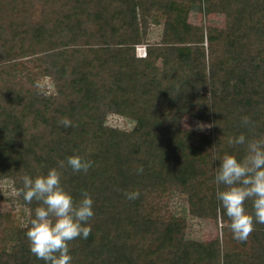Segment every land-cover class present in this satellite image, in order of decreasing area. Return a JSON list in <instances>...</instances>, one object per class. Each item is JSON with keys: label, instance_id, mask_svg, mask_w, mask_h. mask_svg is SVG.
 I'll return each instance as SVG.
<instances>
[{"label": "trees", "instance_id": "trees-1", "mask_svg": "<svg viewBox=\"0 0 264 264\" xmlns=\"http://www.w3.org/2000/svg\"><path fill=\"white\" fill-rule=\"evenodd\" d=\"M192 7L223 15V27L196 29ZM151 23L159 39L138 57ZM110 113L133 126L106 124ZM186 116L208 132L185 127ZM240 132L264 134V0H0V179L16 192L23 175L64 161L63 185L93 199L88 238L69 242L73 264H264V223L233 239L215 195L223 185L211 158L243 156L227 142ZM77 153L93 161L86 173L67 166ZM131 190L140 196L126 199ZM156 191L185 195L192 216L219 218L222 238L185 242L154 208L158 218H144ZM17 201L30 218L38 202ZM26 231L15 228L13 244L0 238V264H44Z\"/></svg>", "mask_w": 264, "mask_h": 264}, {"label": "clouds", "instance_id": "clouds-1", "mask_svg": "<svg viewBox=\"0 0 264 264\" xmlns=\"http://www.w3.org/2000/svg\"><path fill=\"white\" fill-rule=\"evenodd\" d=\"M242 125L251 124L250 117H241ZM61 124L67 128L72 121L62 118ZM229 145H243V156L235 153L213 154V160H219L215 173L218 187L216 199L218 210L228 218L227 227L233 239L244 241L254 230L256 223H264V134L249 138L244 132L228 137ZM67 166L73 172H87L93 161L80 154L66 158ZM50 167L46 172L22 176V187L16 190L23 200L31 204L38 202L34 213L26 222V237L29 250L44 264H73L69 242L77 237L87 239L91 232L88 223L94 215L93 199L90 193L83 190L79 199L74 198L61 180V169ZM138 173L143 171L138 166ZM125 198L135 200L140 196L138 190L125 191ZM251 201V209L246 201Z\"/></svg>", "mask_w": 264, "mask_h": 264}, {"label": "rangeland", "instance_id": "rangeland-1", "mask_svg": "<svg viewBox=\"0 0 264 264\" xmlns=\"http://www.w3.org/2000/svg\"><path fill=\"white\" fill-rule=\"evenodd\" d=\"M187 21L195 25V28L200 29L202 27L204 30L208 26L223 27L224 25L223 15L214 11L204 14L203 11L196 10L193 7L188 12ZM160 27L154 23L149 25L147 40L135 46L136 56H146V48L157 43ZM203 44L206 46L205 40ZM105 122L110 126L123 130H129L133 126V122L129 119L113 113L106 115ZM182 122L185 127L201 132H208L209 130V125L206 122L189 116L184 117ZM3 171V165H0V173ZM145 199L148 205L144 208L142 216L156 220L158 217L157 213L154 214L152 211L154 208L158 213L164 215L159 222L165 223L166 227L170 228L168 234L176 232L181 239L186 240L185 242L209 241L217 236L222 238L219 218H217L215 223L210 216H192L185 211V195L170 191H156L145 197ZM28 219L29 210L26 205L17 201V195L12 189V183L7 179H0V238L5 240L7 244H13L15 240L14 229L24 227ZM162 243L168 244V237L162 235Z\"/></svg>", "mask_w": 264, "mask_h": 264}]
</instances>
